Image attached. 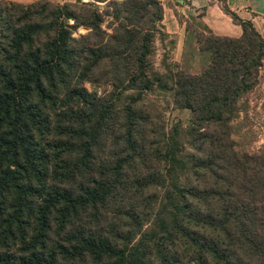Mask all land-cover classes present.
<instances>
[{"label":"trees","instance_id":"trees-1","mask_svg":"<svg viewBox=\"0 0 264 264\" xmlns=\"http://www.w3.org/2000/svg\"><path fill=\"white\" fill-rule=\"evenodd\" d=\"M220 7L203 68L149 72L159 0H0V264H264V143L230 136L264 38Z\"/></svg>","mask_w":264,"mask_h":264},{"label":"rangeland","instance_id":"rangeland-1","mask_svg":"<svg viewBox=\"0 0 264 264\" xmlns=\"http://www.w3.org/2000/svg\"><path fill=\"white\" fill-rule=\"evenodd\" d=\"M88 1V0H82ZM186 2L188 0H182ZM162 5V23H168L172 19V14L179 23H183L185 33L179 40L175 33L164 31L162 36H155L152 51L148 56V71L163 70L168 66L172 70H182L190 73L198 72L208 62V52L199 50L196 44V35L199 31L208 32L206 28L200 26L195 19L201 14L194 10L191 14L182 13L179 0H159ZM219 4L222 1L218 0ZM99 5L101 2H97ZM170 8V9H168ZM167 13V14H166ZM169 16V17H167ZM254 25V24H253ZM256 29L264 38V18H257ZM220 33L233 35L230 28H223ZM84 27H78L76 32H84ZM75 32V33H76ZM86 87L99 93L101 86L85 82ZM142 100L152 102L161 112L165 126L169 127L176 122L185 126L191 116L189 109L179 107L172 102L171 93L168 90H162L156 86L152 89L142 92ZM243 109L232 119L230 126V136L234 141L236 149L256 150L264 143V60L258 71V80L255 86L244 96ZM183 150L187 146L183 143Z\"/></svg>","mask_w":264,"mask_h":264},{"label":"crops","instance_id":"crops-1","mask_svg":"<svg viewBox=\"0 0 264 264\" xmlns=\"http://www.w3.org/2000/svg\"><path fill=\"white\" fill-rule=\"evenodd\" d=\"M19 2H28L31 0H15ZM52 1H63V0H52ZM181 4L176 6H180L182 13L191 14L196 11H200L201 14L196 16L195 19L203 28L210 30L215 33H220L224 31L223 28H230L234 32L233 35H237L240 33V26L238 23H235L231 20L229 15L225 13L218 0H188L183 2L179 0ZM224 3L230 10L234 11L239 17L250 19L253 24H256L257 18H264V0H220ZM170 9V8H168ZM184 11V12H183ZM167 14V13H166ZM172 14V19H169L168 23L166 22L165 29L169 33H175L180 40L185 33V29L183 27V23H179ZM169 17V16H167ZM161 19V28L164 29L163 23ZM165 31V30H164ZM163 31V32H164Z\"/></svg>","mask_w":264,"mask_h":264}]
</instances>
